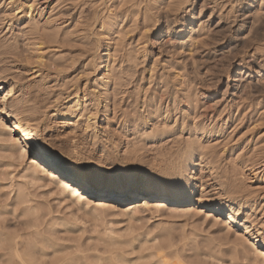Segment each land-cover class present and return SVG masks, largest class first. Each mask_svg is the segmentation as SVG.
<instances>
[{
    "label": "rangeland",
    "instance_id": "1",
    "mask_svg": "<svg viewBox=\"0 0 264 264\" xmlns=\"http://www.w3.org/2000/svg\"><path fill=\"white\" fill-rule=\"evenodd\" d=\"M22 2L34 10L17 23L21 15L1 1L0 77L38 98L15 100L24 116L38 112L44 140L95 180L170 191L190 186L192 205L170 207L144 196L129 209L64 199L47 174L39 182L31 176L36 160L21 158L0 96V264H264L243 228L226 227L224 217L199 206L244 204L242 220L264 233V76L256 74L264 67V0H192L183 11H154L148 70L123 78L124 54L133 63L142 55L135 44L120 45L126 22L140 18L124 17L123 0ZM167 17L187 30L161 44ZM111 20L120 25L111 28ZM28 30L42 36L41 50L25 45ZM103 61L105 75L96 72ZM77 94L82 111L73 109ZM204 155L213 158L212 168L200 162Z\"/></svg>",
    "mask_w": 264,
    "mask_h": 264
},
{
    "label": "bare ground",
    "instance_id": "2",
    "mask_svg": "<svg viewBox=\"0 0 264 264\" xmlns=\"http://www.w3.org/2000/svg\"><path fill=\"white\" fill-rule=\"evenodd\" d=\"M1 1L2 0H0V5H1ZM5 1L7 2V6H6L7 10H10L12 12L15 11L14 12L15 16L21 15L17 19V23H19L20 21H23L24 19L32 17L31 13L34 10L33 5H29V4L25 5V3L22 2V0H5ZM148 1L149 0H123L122 4H124L125 7L127 6V10L124 14V17L128 18V17H130V15L135 14V18L137 16L140 18H136V19H138V21L137 22L135 21V23L132 25L130 23L126 22V24L124 25V29H122L123 30L122 33H123L124 37L121 39L120 45H121L122 49L123 48L128 49V47L130 48L131 46H134V44H135V46L138 47L137 51H140L139 53L140 54L142 53V55H140V57L137 58L138 62L135 61V63H133L134 61L132 62L131 60H128V58H127L128 55L124 54V52H123L124 57H123L122 61L120 62L121 63V65H120L121 71L119 70V76H120L119 78H123V75L125 76L126 74H128L130 76H136L138 73L139 74L141 73L142 75H144L146 70H148V43L151 40V37H148V17L149 16L152 17L154 15V11L158 13V12L165 11V10L172 8V9H175L177 12V11L185 10L187 6H193L194 5L192 0H184V1L183 0H161V1L160 0H150L149 2ZM158 3L160 4V6H157ZM124 5H122V6H124ZM134 8L135 9L138 8L139 10L134 11L133 10ZM231 8L234 9V6H232ZM167 14H168V12H167ZM133 17H134V15H133ZM168 17L166 18L167 21L165 23V27H164V31H163L164 35L162 37L163 43L161 42V44H164V43L170 44L174 39L177 40L178 38H180L179 36L182 35L185 32V30H187V27L185 25H183L182 29H176V28H178V25L176 24L175 21L172 22L171 20H169ZM109 23H110L111 28H114L116 25H120V24L115 23V20L114 21L111 20V22H109ZM122 23H125V22L123 21ZM185 24H187V22ZM201 26L202 25H200V27ZM107 30L108 29H106V31ZM28 31L33 32L32 30H28ZM31 32L30 33L27 32V34L25 32H23V33H25L23 35V38L26 42L25 45H27L30 48L39 47L38 49L41 50L42 48L40 46H42V44H44V43L39 42L38 40L41 41L42 36H40L39 33H35V32H33L34 33V35H33V33H31ZM156 32H157V30L155 31V33ZM190 32H191L190 34H193L196 32V31H194V27H191ZM135 46H134V48H135ZM164 48H165V45H160V49L162 51H164ZM81 49H82V50H80L82 52L81 56H85V54L87 53V50H86L87 48L84 49L81 47ZM31 50L34 51L35 49H31ZM175 50L176 49H173L170 52L174 51L173 53L175 54L176 53ZM26 58L27 57H25V59ZM39 59H40V57H39ZM26 60H28V58ZM108 65L109 64L107 62L103 61L98 66V69L96 72L101 73V75H105L104 71L107 67H109ZM192 65L193 66L196 65V59L192 60ZM139 66H140V68H138ZM256 74H261L262 76H264V67H260V69L256 70ZM5 89L7 90V92L6 91L4 92ZM21 91H22V88H21L19 82L15 81V79L0 77V96L2 98L1 99V103L3 105L2 110L3 111L5 110V112H4L5 119H7L11 123V126L13 128V130L11 129V132H15L18 135V140H17L16 144L18 146H21V148H22L21 149L22 150L21 158L22 157L26 158V155L32 154L33 159L36 160V165L39 167V169H37L38 167L36 168V166H35L36 169H34V171L31 170V172H33V173H31L32 174L31 176L35 180L37 179L38 182L41 180L43 181L44 177H43L42 173L47 174L51 178L52 183L58 187L61 197H63L64 199L67 198L71 202H74V201L78 202L81 200H89V201H93L96 203V202L104 201V202H107L111 205H115L114 207L128 206L129 209H131V208H136V206H139L140 204L144 203L145 201H140V199L144 196H147L148 198H151V199L157 198V199L162 200L163 202H158V203L161 205H165V206L187 207V206L192 205V199H191L192 196H191V192H190V186H187V188H184V189H182V188L180 189L178 187L175 189V187L173 186L172 187L173 190L170 191V189L163 187L160 184L156 185L154 183H144L142 185H136L132 181H128V180H123V181H120L118 183L108 184L101 179L95 180V179L91 178L86 173L81 171L80 168L74 167L73 165H68L65 162V159H64L65 156L63 155V153L56 151L42 137V135L40 133L41 128H42L41 127L42 124L36 118V114L38 112L35 110L34 111L32 110L29 115L24 116V111L22 110V108L19 107L18 102H16V100H15V98H17L21 95V93H20ZM23 95H28V99L26 100L27 102H34L35 103V101H37V99H38L35 95H33V93L30 90L24 89L23 94L21 96H23ZM74 100H75V104H74L73 109H76L77 111H82L83 105L81 103V100L78 97V94L76 95V98ZM26 101H25V104H26ZM72 102H71V100H69L66 105L72 106ZM144 104H147L146 105L147 108L150 105V104L148 105V103H144ZM25 106H27V105H25ZM32 108L33 107H29L26 109L29 111ZM168 111H169V109L167 107L165 114L168 113ZM68 113L62 114V113L58 112L57 116L60 119L70 120L72 116ZM166 118H167V116H166ZM37 120L39 121V123L37 122ZM174 126H176V121H175ZM166 128H167V126H166ZM206 156L207 155H204L203 157H201L200 162L203 163L202 165H204V167L208 166L207 168H209V167L212 168V165L214 164V160H212L213 158L209 160V158H207ZM220 185L222 186V184H220ZM223 186H224V184H223ZM220 189H223V188L220 187ZM82 190H87V191L89 190L93 194L104 193L106 195V198H101V199L86 198V197H84ZM112 197H114V198H112ZM109 198H111L113 200L111 201ZM130 199H133L135 201L130 202ZM146 202L147 203H150V202L155 203V200H153V201L149 200ZM200 202L201 203H199V206L203 209V211L210 213L213 216L224 217L225 218V225L224 226H226V227L227 226L228 227L229 226H236L239 228H243V235L247 236L252 241V247L255 248V251L258 254V255H256L258 260L260 259V257H264V233L261 230L257 229V225H255L253 222H250L249 224H247L246 220L245 221L242 220V214H243L242 208L244 207V204L235 203V202H230V204H229V203H221V202L210 201V200H203ZM235 205H237V207H238L237 209L234 208ZM262 227L260 226L259 228L261 229Z\"/></svg>",
    "mask_w": 264,
    "mask_h": 264
}]
</instances>
